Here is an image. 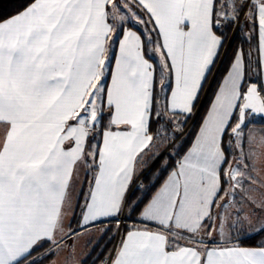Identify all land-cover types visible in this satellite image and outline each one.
<instances>
[{"label":"snow or ice","instance_id":"6c2138e0","mask_svg":"<svg viewBox=\"0 0 264 264\" xmlns=\"http://www.w3.org/2000/svg\"><path fill=\"white\" fill-rule=\"evenodd\" d=\"M13 8L0 264H264V0Z\"/></svg>","mask_w":264,"mask_h":264},{"label":"trees","instance_id":"16d2710c","mask_svg":"<svg viewBox=\"0 0 264 264\" xmlns=\"http://www.w3.org/2000/svg\"><path fill=\"white\" fill-rule=\"evenodd\" d=\"M14 11L13 0H0V15H7ZM211 93L209 92L208 97L203 100V107H201L199 115H197L193 122L190 124L185 132V137L187 140H191L194 133L198 128L201 117L205 114L208 106V98H210ZM190 122V121H189ZM188 122V123H189Z\"/></svg>","mask_w":264,"mask_h":264},{"label":"crops","instance_id":"0c3cea01","mask_svg":"<svg viewBox=\"0 0 264 264\" xmlns=\"http://www.w3.org/2000/svg\"><path fill=\"white\" fill-rule=\"evenodd\" d=\"M93 236V244H96L98 241V244L95 248V251L92 253V255L90 257H87L86 254L87 253V249L84 247L86 240L88 239V237H85L84 239H82L79 243V250L82 253V257L81 258H85L86 259V264H92L93 260L96 258L97 255H99L100 253H102L103 251H105L106 249H110L112 247V244L115 243V241L112 244L108 245V237H101L100 234V230L97 229L92 233ZM89 247H91V245H89Z\"/></svg>","mask_w":264,"mask_h":264},{"label":"water","instance_id":"95a60500","mask_svg":"<svg viewBox=\"0 0 264 264\" xmlns=\"http://www.w3.org/2000/svg\"><path fill=\"white\" fill-rule=\"evenodd\" d=\"M194 118H195V117H194ZM194 118H193L192 120H190V122L187 124L186 129H185V132H186V130L188 129V127L190 126V124L193 122Z\"/></svg>","mask_w":264,"mask_h":264},{"label":"rangeland","instance_id":"374dc122","mask_svg":"<svg viewBox=\"0 0 264 264\" xmlns=\"http://www.w3.org/2000/svg\"><path fill=\"white\" fill-rule=\"evenodd\" d=\"M113 242H114V241H113ZM113 242H112V243H113ZM108 245H109V243H108Z\"/></svg>","mask_w":264,"mask_h":264}]
</instances>
